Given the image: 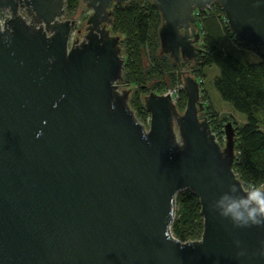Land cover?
<instances>
[{"label": "water", "instance_id": "water-1", "mask_svg": "<svg viewBox=\"0 0 264 264\" xmlns=\"http://www.w3.org/2000/svg\"><path fill=\"white\" fill-rule=\"evenodd\" d=\"M128 1L81 0L91 14L71 39L65 0H0V264H264V227L209 209L242 184L234 127L220 146L197 116L198 81L182 76L181 113L168 92L143 96L147 126L130 109L107 29L110 4ZM144 1L178 68L201 54L193 12L213 3L238 42L264 52V0Z\"/></svg>", "mask_w": 264, "mask_h": 264}, {"label": "trees", "instance_id": "trees-1", "mask_svg": "<svg viewBox=\"0 0 264 264\" xmlns=\"http://www.w3.org/2000/svg\"><path fill=\"white\" fill-rule=\"evenodd\" d=\"M77 2L65 0L64 15H70ZM110 17V32L123 37L124 85H137L146 92L145 85L149 82L151 87L147 93L157 94L181 86L180 66L178 68L166 56L156 55L160 18L149 2L130 0L125 4H116ZM194 19L202 52L195 59L193 78L200 86L201 70L214 65L218 74L213 78V87L223 101L245 118L242 126L230 121L235 138L232 170L243 186L264 184V52L260 45L249 47L234 38L216 3L211 4L208 10L198 12ZM246 51L254 53L257 59L248 60ZM176 95L174 104L177 112L181 113L185 97L179 88ZM203 100L202 103H205ZM128 105L136 119L145 125L148 114L138 92L135 91L128 99ZM205 110L207 118L211 119V123L208 122L210 132L219 143L223 136V124L228 119L217 116L208 105Z\"/></svg>", "mask_w": 264, "mask_h": 264}, {"label": "rangeland", "instance_id": "rangeland-1", "mask_svg": "<svg viewBox=\"0 0 264 264\" xmlns=\"http://www.w3.org/2000/svg\"><path fill=\"white\" fill-rule=\"evenodd\" d=\"M144 2H147V1H144ZM116 4L117 3H111L109 8L112 10L113 7ZM84 6L85 5L83 4V2L81 3V0H78L76 7L73 9L71 14L68 15V16L64 15V18L71 19V20H73V23H74L73 27H72V30H71V33H70V38L71 39L73 37H75V36H80L81 34L84 33L85 26H86V23H85L86 19L91 14V10L87 9ZM159 18H160V16H159ZM109 26L107 27L109 34L112 35V36L118 37L119 46H120V54H121V57L123 59V64H124L125 57H124V52H123V42H122V38L123 37L120 36L119 34H112L110 32V30H109ZM76 29H80L79 30V32H80L79 34L75 33ZM156 55L166 56L170 61H172L168 57V55L160 53V51H159V43H158V47L156 49ZM245 56H246V58L248 60H252L253 61V60L257 59L256 55L254 53H252L251 51H246ZM145 61H146V59H145ZM180 68H181L180 72H182L181 76H180V79H182V76L184 77L186 75H188V76L193 78V72L195 70V59L193 61L192 60L191 61H184L180 65ZM217 74H218V69L214 65H211L209 67H205V68H203L201 70L200 86H199V101L201 102L202 99L204 98L203 101L205 102V105L210 106L212 108V112L216 113L217 116L224 117V118L228 119L227 121H232L237 126H242L245 123L244 115L241 114V113L236 112L231 107V105L228 102L223 101L219 97V95H218L217 91L215 90V88L213 87L212 81H213V78L215 76H217ZM122 75H123V70H122ZM121 82H122V80H121ZM122 84H124V83H122ZM121 87L129 88V91H130L131 95L136 91V92H138L139 97L143 98V96L146 95L144 93H147V91L151 87V85L149 84V82L145 85V88H147L146 92H143L142 91L143 89L140 90L139 86L133 85V84H127V85H124V86H120V89H122ZM126 88H124V89H126ZM178 88H176L175 90H177ZM202 105L204 106L203 103H202ZM147 122H148V120H147ZM147 122L145 123L144 126H147ZM218 144L220 146H223V138L221 139V142H219Z\"/></svg>", "mask_w": 264, "mask_h": 264}, {"label": "clouds", "instance_id": "clouds-1", "mask_svg": "<svg viewBox=\"0 0 264 264\" xmlns=\"http://www.w3.org/2000/svg\"><path fill=\"white\" fill-rule=\"evenodd\" d=\"M183 147L181 145V148ZM209 209L220 218L229 220L234 228L264 227V184H230L226 191L209 204ZM235 243L240 245L239 240ZM243 255L244 251L237 253V256ZM259 255L264 257V245Z\"/></svg>", "mask_w": 264, "mask_h": 264}, {"label": "flooded vegetation", "instance_id": "flooded-vegetation-1", "mask_svg": "<svg viewBox=\"0 0 264 264\" xmlns=\"http://www.w3.org/2000/svg\"><path fill=\"white\" fill-rule=\"evenodd\" d=\"M109 12H110V15H109V18H110V16H111V9H109ZM71 20V19H70ZM195 20V19H194ZM195 23H194V27L196 28V25H197V22L196 21H194ZM108 27V26H107ZM85 28H86V26H85ZM85 31V30H84ZM196 31L198 32V34H199V31H198V29L196 28ZM80 32H78V34H79ZM82 35V34H81ZM80 35V36H81ZM80 36H75V37H73L72 39H74V38H80ZM192 45L194 46V47H196V48H200L199 47V45H200V34H199V37H198V40L197 41H192ZM201 49V48H200ZM198 56V55H197ZM196 56V57H197ZM196 57L194 58V59H196ZM193 59V60H194ZM184 61H187L186 59H179V66L184 62ZM173 62V61H172ZM175 63V62H174ZM175 65L177 66V64L175 63ZM182 73V72H181ZM119 84V86H124V84H122V82L120 83H118ZM121 88H126V87H121ZM127 90H129V88H126ZM132 95L130 94V91H129V94H128V99L131 97ZM201 103H202V101H201ZM204 104V106H203V110L202 111H200V112H198V114H197V116H198V118H205L206 119V117H207V115L205 114L206 113V110H205V107H206V105H205V103H203ZM208 122H210L211 123V119L210 118H207L206 119Z\"/></svg>", "mask_w": 264, "mask_h": 264}, {"label": "built area", "instance_id": "built-area-1", "mask_svg": "<svg viewBox=\"0 0 264 264\" xmlns=\"http://www.w3.org/2000/svg\"><path fill=\"white\" fill-rule=\"evenodd\" d=\"M210 6H211V4H210L208 7H206L204 10H194V12H193V17L195 18V17L198 15V12H200V11H206V10H208ZM4 15H5V13H1V12H0V22L2 21ZM223 19H224V17H223ZM224 21H225V19H224ZM225 23H226V22H225ZM180 88H181V86H179V89H180ZM166 92H168V93L170 94V97H171L172 100H174V102H175L176 97H177V95H176V90H175V89H172V90H167ZM164 93H165V92H164ZM222 138H223V136H222Z\"/></svg>", "mask_w": 264, "mask_h": 264}, {"label": "bare ground", "instance_id": "bare-ground-1", "mask_svg": "<svg viewBox=\"0 0 264 264\" xmlns=\"http://www.w3.org/2000/svg\"><path fill=\"white\" fill-rule=\"evenodd\" d=\"M206 119H207V117H206Z\"/></svg>", "mask_w": 264, "mask_h": 264}]
</instances>
